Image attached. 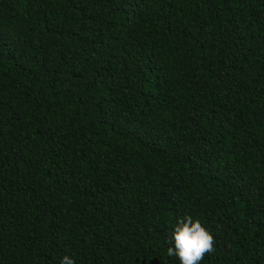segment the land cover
<instances>
[{"label":"trees","instance_id":"obj_1","mask_svg":"<svg viewBox=\"0 0 264 264\" xmlns=\"http://www.w3.org/2000/svg\"><path fill=\"white\" fill-rule=\"evenodd\" d=\"M264 264V0H0V264Z\"/></svg>","mask_w":264,"mask_h":264},{"label":"clouds","instance_id":"obj_2","mask_svg":"<svg viewBox=\"0 0 264 264\" xmlns=\"http://www.w3.org/2000/svg\"><path fill=\"white\" fill-rule=\"evenodd\" d=\"M171 244L167 252L170 256L175 255L179 264H199L204 253L212 250L213 237L199 219L188 215L178 218L172 231ZM59 264H75V260L65 254L59 259Z\"/></svg>","mask_w":264,"mask_h":264}]
</instances>
